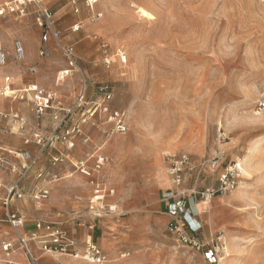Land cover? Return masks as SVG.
Wrapping results in <instances>:
<instances>
[{"label":"rangeland","instance_id":"374dc122","mask_svg":"<svg viewBox=\"0 0 264 264\" xmlns=\"http://www.w3.org/2000/svg\"><path fill=\"white\" fill-rule=\"evenodd\" d=\"M10 2L0 0V9ZM97 2L89 6L88 0H42L59 33L58 39L48 41L42 39V21L35 5L27 6L23 16L7 11L0 15V47L8 55L0 67V93L6 76L16 91L36 83L31 79L42 70H54L51 90L68 91L57 92V96L69 103L79 87L78 78L71 74L75 87L68 89L71 75L59 82L56 77L67 69L61 47H72L90 95L99 85H109L111 108L124 115L123 134L95 116L84 126L88 147L78 157L70 154L72 162L95 154L105 158L99 175L107 187L115 189L117 212L87 229L91 225L85 209L88 181L82 178L83 184L71 197L68 187L60 183L81 176L66 163V176L71 177L62 179L64 174L51 170L60 164L48 162L31 168L25 179L27 185H35L33 176L42 171L39 182L47 187L48 198L34 201L27 193L12 202V209L27 213L25 220L38 217L70 235L85 232L107 255L105 264H208L202 249L179 242L168 230L172 218L167 196L174 189L167 173L168 160L186 154L193 170L184 172L179 190L195 223L199 222L196 238L218 247L219 264H264V111L257 113L256 109L264 84V0ZM96 14L102 18L95 19ZM75 24L80 25L77 31L72 30ZM17 43L25 52L22 58L15 52ZM15 66L21 71L20 80L9 70ZM31 67L36 72L30 73ZM14 92L3 93L0 100L16 102ZM27 105L33 114L32 105ZM3 110L12 117L9 108ZM11 125L0 131L14 136ZM9 151L11 147L0 143V157L6 162L0 173L7 181L11 180L8 165H17ZM218 152L223 155L221 169L240 164L237 185L208 200L194 198L191 191L216 186L218 170L200 169L199 165ZM18 157L28 161L31 155ZM245 164L247 176L242 172ZM50 182L57 184L54 190ZM4 215L0 198V220ZM6 228V223L0 224V264H26L21 251L6 255L1 249L2 241H15L14 231ZM41 255L74 260L40 250L34 257L38 260Z\"/></svg>","mask_w":264,"mask_h":264},{"label":"built area","instance_id":"2783aa9c","mask_svg":"<svg viewBox=\"0 0 264 264\" xmlns=\"http://www.w3.org/2000/svg\"><path fill=\"white\" fill-rule=\"evenodd\" d=\"M97 1L99 0H88L89 6H92ZM31 4L37 7L39 19L42 21L43 41H48L50 37L58 39L59 33L55 29L53 15L50 10L42 6V0L10 2L0 9V15L7 11L8 13L18 12L20 16H23L25 8ZM101 18L102 14L95 15V19L98 20ZM79 29V24L72 26L73 31ZM100 48L104 50L105 45H101ZM61 51L67 63V69L58 73L57 82L63 81L73 73L78 78L79 87L69 103L62 102L56 92L45 90L36 83L24 85L21 89L15 91L11 88L13 85L11 77L6 76L3 78V91L0 95L5 92L15 91L13 94L14 99L25 100L30 103L37 121L48 111H53L52 119L57 125L52 131H43L38 125L28 137L24 138V144L36 145L38 147V153L30 164L22 166L18 180L5 188L6 194L3 201L5 215L0 220V224L6 223L14 231L15 241H2L1 249H3L6 255L13 253L16 249L21 251L26 264H37V259L33 254L34 249L46 254L58 253L72 258H78L90 264H105L108 262L107 255L98 247L91 236L88 235L81 240L77 239L58 225H53L41 219H37L34 222L32 230L24 231L25 219L23 215L11 208L13 201L22 199L25 196L20 189L19 183L30 168L35 165L38 155L46 150H52L56 153L52 158V166L69 162L80 176L88 179L91 195L87 201L86 211L93 222L117 212L116 204L111 200L115 197L116 192L113 188L107 187L99 175V170L105 164V158L99 154H95V156L90 155L89 159L85 158L72 162L70 154L76 146L77 139L81 140L84 144L89 142V137L84 133V126L93 120L95 116L102 117L106 123L111 125L112 130L117 134H123L126 130V123L123 119L124 115L111 108L112 88L109 85H99L95 94L91 93L90 95L87 79L76 63L72 47H61ZM15 52L18 58L24 56L25 52L23 51L21 43L15 45ZM7 58V53L2 51L0 47V67L5 65ZM104 62L106 64L109 63L106 60ZM28 70L30 73L36 72L34 67ZM256 109L258 111L257 113L264 111V84L258 91ZM0 117L7 121L10 119L12 124H18V131L23 130L27 125L26 120L17 114L9 117L8 114L0 112ZM91 158L94 159L92 165H90ZM222 158L223 155L221 152H218L210 160L201 162L199 165L200 169L206 168L212 172L216 169L218 170L217 184L212 188L191 191L194 198L199 196L203 200H208L217 194L232 191L237 185L241 174L240 164L233 163L221 169ZM3 163L6 162L4 158L0 157V165ZM192 170V162L186 154H179L178 157H172L168 160L167 173L171 178V183L174 188L170 195L167 196V200L169 201L167 203L168 214L172 218V222L168 225V230L172 235L176 236L179 242L196 248L197 250L202 249L204 261L208 264H218V247L215 248L214 246L201 243L196 238L200 226L195 223L191 211L186 208L183 197L184 193L179 190L183 182L184 172ZM11 171H15V169L12 168ZM42 174L43 172L39 171L35 177L41 179ZM31 195L34 201H39L46 199L48 194L46 191L38 190ZM93 222L89 225L90 228ZM181 222L182 224H180ZM184 227L186 228L184 229Z\"/></svg>","mask_w":264,"mask_h":264},{"label":"crops","instance_id":"0c3cea01","mask_svg":"<svg viewBox=\"0 0 264 264\" xmlns=\"http://www.w3.org/2000/svg\"><path fill=\"white\" fill-rule=\"evenodd\" d=\"M45 66H49V65H45ZM9 70L12 73V75H13L14 78L16 77L19 80L22 78V74H21V71L18 69V66L11 67ZM54 72L55 71L53 70L51 72L50 71H47V72L44 73L43 70H42L39 75L33 77L31 80L34 81V82H36V84L39 87H43L46 90L50 91L53 88L52 87V78L54 76ZM86 76H88L87 73H86ZM50 78H51V83L49 81ZM73 81H74V79H73V77L71 75L70 76L69 84H67L68 89H71V88L73 89L75 87L73 85ZM56 82H57V77H56ZM29 84H33V83H29ZM24 85H28V84H24ZM58 89H57V92H59V93H66V92H68V91H62L61 88H58ZM54 92H56V91H54ZM27 104H28L27 101H25V100H19V99L16 100V102L15 101H12V102L10 101L9 104H6L5 101L0 100V108H3V109L4 108H9L8 111L12 113V116L17 114L19 117L24 118L26 120V123H27V125L25 126V128L23 130H21V131H18V126H17L18 124H13V126L11 125L13 127V129H14L13 130L14 136L4 135V132L0 131V143L2 144V146L3 145L4 146L7 145L8 147H11L12 151H9V153H12L13 155H15V159H14L15 162L17 160V162H16L17 165H15V164L8 165L9 166L8 167L9 168V174L11 175V177H10L11 180L10 181H7L2 176V173H0V198H2V205H3V201L5 199V194H6L5 188H7L10 185L14 184L18 180V178H19L18 176L21 173L22 166H24L25 164H30L31 161L33 160V158L38 153V147L36 145L34 146V145H26V144H24V138L28 137L34 131V129H36V127H38V125L41 128V130H43V131H52V129L55 128L56 125H57V123H55V121L52 119V116H53V113H54L53 111L52 112L51 111H48L44 116H42L37 121L36 118H35V116H34V114H30L28 112V105ZM0 112L5 113L6 111L3 110V111H0ZM10 123L7 120H4V119H2L0 117V127L1 128H4L5 129L6 126H10ZM88 143L87 144H84V143L81 142V140L77 139L76 146L71 151V153H72L71 154L72 155L71 157H73V156L74 157H78V154L82 153V149H84V148L86 149V147H88ZM14 151H16V152H14ZM55 154H56L55 151H52V150H46V151H44L43 153H41L40 155H38L37 161L35 162V165L32 166L31 168H35L36 166L40 165V163H43V162H48L49 164H51L52 163V158H53V156ZM18 155H21V157H22V155H24V156L26 155V157H28L29 155H31V157H29V160L27 161L26 159L19 158ZM80 159H83V158H78L77 160H80ZM66 163H69V162H65V163L60 164V165L56 164L58 166H56L55 168H53L51 170L52 171H57L60 174H64L65 176L63 175L64 177L62 179L69 178V177H71V175H67L66 176V174L68 172V167L66 166ZM69 164L73 167V165L71 163H69ZM0 166H2V165H0ZM12 168H14L15 171H11ZM29 171L26 173V175L24 176V178L19 183L20 189L22 190V192L25 195L24 198L26 197V194L27 193H29L30 194V197H32L31 194L33 192L38 191V190L46 191L47 194H48V190L45 189L47 187H45L44 183L39 182V180L41 181V179H37L35 177L36 176L35 174L37 172H39L40 170L39 171H36V173L33 176V177H35L34 178L35 185H34V183L33 184L30 183V184L27 185L25 179H27V174L29 173ZM55 178H58V177L55 176ZM82 178L84 180L88 181V179H86L83 176H81V178L80 177H76L72 181H69V180L62 181L60 183V186L68 187V189L70 191L69 194L72 197L73 195H75L74 192H75L76 188H80L81 185L83 184L82 183ZM57 181H59V179H57ZM50 183L51 184L48 185L49 188L52 189V190H54L55 185H57V184H52V182H50ZM86 185L88 187V192L90 193L89 181L86 182ZM114 191H115V189H114ZM48 195H47V198H48ZM90 195H91V193H90ZM115 197H116V195H115ZM115 197L111 199L114 203H115ZM89 198H90V196H89ZM46 199L39 200V201L43 202ZM11 208H12V205H11ZM15 211H17L18 213H20L22 215H26L27 214V213H22L21 208H18V207L15 208ZM35 214L36 213H34L32 215V217H35L34 216ZM37 218L35 217L34 219H31V220H25L24 231L32 230L33 229L34 222H35V220H37ZM92 222L93 221L91 219L90 224ZM99 224H100V220H97V221L93 222V225L91 226V228L92 227L95 228L96 225H99ZM198 224H199V222H198ZM91 228L88 227L87 229L91 230ZM6 229H8V228H6ZM71 235L72 236H75L77 239H80V240L83 239V238H85V236H86L85 235V232H82L80 235H77V233H73ZM93 240H94V238H93ZM35 252H38V251L36 249H34V254H35ZM39 259H41L40 260V264H82L81 262H78L77 260H75V258H74V260H69V259H64V258L52 259L49 256L41 255L40 257H38V260L37 261H39ZM37 264H39V263H37Z\"/></svg>","mask_w":264,"mask_h":264},{"label":"bare ground","instance_id":"6f19581e","mask_svg":"<svg viewBox=\"0 0 264 264\" xmlns=\"http://www.w3.org/2000/svg\"><path fill=\"white\" fill-rule=\"evenodd\" d=\"M13 1H15V2H18L19 0H13ZM95 3H98V2H95ZM9 3H5L4 5H8ZM93 5V4H92ZM247 160V159H246ZM244 161V160H243ZM245 167H244V170H242V172L244 173V175H246L247 176V172L245 171L246 170V164L244 165ZM240 167V166H239ZM9 229V228H8ZM9 231H11L12 232V230L11 229H9ZM221 259V258H220ZM220 259H219V263H220ZM218 263V264H219Z\"/></svg>","mask_w":264,"mask_h":264}]
</instances>
